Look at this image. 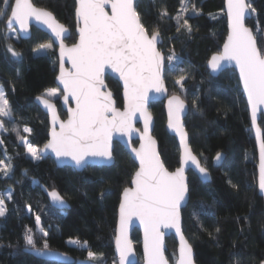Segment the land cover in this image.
<instances>
[{"label": "trees", "instance_id": "obj_1", "mask_svg": "<svg viewBox=\"0 0 264 264\" xmlns=\"http://www.w3.org/2000/svg\"><path fill=\"white\" fill-rule=\"evenodd\" d=\"M5 0H0V5ZM9 0L0 18V85L8 100L10 116L3 118L0 158V264H111L115 263L114 236L117 206L122 190L130 184L136 164L115 143L111 166L88 165L82 171L57 167L50 157L27 154L24 139L42 146L48 139L46 114L35 104L37 95L53 100L61 117V91L55 85L56 47L47 53L35 50L49 43V36L32 27L31 36H8ZM49 10L70 29L67 44L76 40L75 0H32ZM251 18L246 21L264 53V0H247ZM135 9L150 34L158 32L163 50L172 47L179 56L173 69L164 70L169 94H178L189 105L184 124L189 142L211 180L203 183L188 172L189 201L182 210L183 232L193 247L197 264H260L264 261V206L256 184L257 156L249 113L236 72L227 69L212 76L209 57L219 51L227 34L224 0H136ZM12 49L18 55H13ZM117 106H122L119 83L106 78ZM57 89L49 97L48 89ZM154 135L164 165H179L176 140L165 129L163 102L151 104ZM259 124L263 130L264 120ZM28 129V131L26 130ZM225 153L214 168L212 158ZM41 186L56 189L69 203L56 209ZM10 190L9 198L4 192ZM141 261L140 235L132 234ZM167 258L176 260V243L166 239ZM50 249L67 255L57 262L37 258L30 251ZM71 260V261H70ZM137 263V264H138Z\"/></svg>", "mask_w": 264, "mask_h": 264}, {"label": "water", "instance_id": "obj_2", "mask_svg": "<svg viewBox=\"0 0 264 264\" xmlns=\"http://www.w3.org/2000/svg\"><path fill=\"white\" fill-rule=\"evenodd\" d=\"M136 0H75L76 40L67 44L70 29L49 10L32 0H14L5 25L21 39L32 27L46 33L56 47L55 85L61 91V117L56 103L44 95L34 98L46 114L47 141L41 158L50 157L57 167L82 171L86 166H111L118 143L136 164L130 184L117 206L115 264H137L132 234L140 235L138 264H172L166 255V239L175 240L174 264H197L192 245L182 227V210L189 201L188 172L203 182L211 173L193 152L184 121L189 105L178 94H169L165 80V57L158 32L149 33L135 9ZM227 34L218 52L207 61L216 77L227 69L236 72L249 113L255 142L256 184L264 206V141L259 124L264 120V53L246 21L251 18L247 0H224ZM121 87L122 106L116 104L106 78ZM163 102L165 129L176 140L179 165L168 169L154 135L151 104ZM224 152H217L212 166L220 167ZM49 204L68 209L69 203L56 189L41 186ZM37 258L65 261L67 255L50 249L30 251ZM71 261V260H70ZM260 264H264V261Z\"/></svg>", "mask_w": 264, "mask_h": 264}, {"label": "rangeland", "instance_id": "obj_3", "mask_svg": "<svg viewBox=\"0 0 264 264\" xmlns=\"http://www.w3.org/2000/svg\"><path fill=\"white\" fill-rule=\"evenodd\" d=\"M8 2L9 0H5L3 4L0 5V18L4 15L5 11H6V7L8 6ZM7 35L16 38L17 37V33L15 32L14 29H9L7 31ZM54 44L49 42V43H45L43 45H41L40 47H38L35 52L36 53H47L51 50L54 49ZM161 46H159L160 48ZM163 48V47H162ZM160 48V50L163 52L164 57L165 58V69H173L175 66H172L173 63L176 62L177 58H178V54L176 53V51L172 48V47H168L167 49H162ZM10 51L13 53V55H18L17 53H15L12 49H10ZM169 61V62H168ZM59 90V89H58ZM57 89H48L45 93L49 96V97H54L57 95L58 92ZM10 116V109H9V105H8V100L5 96V92L2 88V86L0 85V146L2 144L1 141V133L4 132V127H3V118H7ZM26 130L28 131V129L26 128ZM23 143L26 147L27 150V154L33 158H37L39 157L38 154V150H39V146H35L32 143L29 142L28 139H24ZM6 161L0 158V173L5 172L6 171ZM11 194V191L8 189L4 192V195L6 198H9ZM5 212V203L4 200H2L0 198V215H3ZM167 251V249H166ZM175 259L173 261L172 264H174ZM111 264H115V263H111Z\"/></svg>", "mask_w": 264, "mask_h": 264}, {"label": "built area", "instance_id": "obj_4", "mask_svg": "<svg viewBox=\"0 0 264 264\" xmlns=\"http://www.w3.org/2000/svg\"><path fill=\"white\" fill-rule=\"evenodd\" d=\"M166 58V57H165ZM179 61H180V59H179V56H178V58H177V60H176V62L175 63H173V65L172 66H176L178 63H179ZM169 62V61H168Z\"/></svg>", "mask_w": 264, "mask_h": 264}]
</instances>
